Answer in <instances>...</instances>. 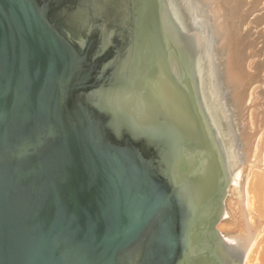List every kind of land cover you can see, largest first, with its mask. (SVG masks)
Returning a JSON list of instances; mask_svg holds the SVG:
<instances>
[{"label": "water", "instance_id": "95a60500", "mask_svg": "<svg viewBox=\"0 0 264 264\" xmlns=\"http://www.w3.org/2000/svg\"><path fill=\"white\" fill-rule=\"evenodd\" d=\"M222 13L0 0V264L243 263V193L245 236L216 230L249 146Z\"/></svg>", "mask_w": 264, "mask_h": 264}, {"label": "rangeland", "instance_id": "374dc122", "mask_svg": "<svg viewBox=\"0 0 264 264\" xmlns=\"http://www.w3.org/2000/svg\"><path fill=\"white\" fill-rule=\"evenodd\" d=\"M223 1L217 0L221 13L223 12L225 25L229 26L227 28L230 31L229 37L233 50H238L241 53L240 67L243 68L244 83L247 84L245 105L249 132V146L246 155L234 174L233 180L237 177L236 182L232 180L227 188L224 216L216 226L219 234L223 238H227L240 234L242 226L238 223V218L229 210V205L235 204L239 200L237 193L243 190L245 183L253 175L255 176V173L257 181L259 178L260 181L264 180V0H226V5H221ZM227 12L231 15H227ZM251 93H253L252 96ZM256 158L257 162L255 163ZM257 222L259 228L254 236V241L259 240L260 242L264 230V217L256 219V225L253 228L257 226ZM259 242L257 241V243Z\"/></svg>", "mask_w": 264, "mask_h": 264}, {"label": "bare ground", "instance_id": "6f19581e", "mask_svg": "<svg viewBox=\"0 0 264 264\" xmlns=\"http://www.w3.org/2000/svg\"><path fill=\"white\" fill-rule=\"evenodd\" d=\"M227 27L229 28V26H227ZM234 53H235V56H236V59H237V62H238L239 68H240L244 99H246L247 84L244 83L245 76H243V71H242L243 68L241 69V67H240V58L239 57H240L241 53L238 50L234 51ZM252 94L253 93H251V96H252ZM249 96H250V94H249ZM250 112H252V111H250ZM250 116H251V114H250ZM260 145H261V143H260ZM259 148H260V146H259ZM253 151H256V150H253ZM253 159H255V158H253ZM254 162L255 163L257 162V158H256V161L254 160ZM263 178H264V176H263ZM236 179H237V177L234 178L233 182H236ZM255 180L257 181L256 173H255V176L253 175V177H251L250 180L245 183L243 190H241V192L239 191L237 193V195H238L237 198L239 200L236 198L238 201L235 202V204H230L229 205V208H230L229 210H231L233 215L236 218H238V223H240L242 225L240 234L243 235V236H245V232L242 230V229H244V222L242 220L241 211H240V205H241V202H242V195H241L242 193L244 194V199H245L246 215H247V218L249 220V223H250L251 227L256 225L255 224L256 223V219H258L259 217H264V180L260 181V178H259V181H257V182ZM259 223H260V221H259ZM235 224H237V223H235ZM259 232H260V230H259ZM262 234H263V236H262L261 241L259 242V240H257L259 243H257V241H254V238H253V240H252V242H251V244H250V246H249V248H248V250H247V252H246V254L244 256V258H243V264H264V230H263ZM257 235H258V233H257ZM259 238H261V236H259Z\"/></svg>", "mask_w": 264, "mask_h": 264}]
</instances>
